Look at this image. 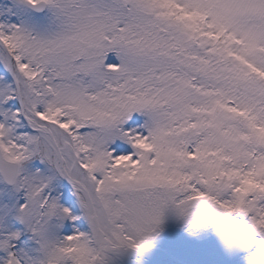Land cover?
<instances>
[{"label":"snow or ice","instance_id":"obj_1","mask_svg":"<svg viewBox=\"0 0 264 264\" xmlns=\"http://www.w3.org/2000/svg\"><path fill=\"white\" fill-rule=\"evenodd\" d=\"M18 6L51 26L0 22V264H110L166 212L264 264V0Z\"/></svg>","mask_w":264,"mask_h":264},{"label":"rangeland","instance_id":"obj_2","mask_svg":"<svg viewBox=\"0 0 264 264\" xmlns=\"http://www.w3.org/2000/svg\"><path fill=\"white\" fill-rule=\"evenodd\" d=\"M0 22L23 24L36 30L51 26L49 14L46 11L37 13L24 10L18 6V0H0ZM124 147L131 150L128 145ZM64 185L66 189L65 182ZM76 212L79 214L78 206ZM75 227L81 231L88 230V225L83 218L76 223ZM168 228L176 231L177 238L170 243L157 241L156 236ZM159 233L150 242V247L144 251L154 254L164 264H245L244 252L228 251L211 227L189 230L182 220L170 212L165 213ZM110 264H126V262L122 258L112 256Z\"/></svg>","mask_w":264,"mask_h":264},{"label":"water","instance_id":"obj_3","mask_svg":"<svg viewBox=\"0 0 264 264\" xmlns=\"http://www.w3.org/2000/svg\"><path fill=\"white\" fill-rule=\"evenodd\" d=\"M176 238H177V233L173 229H170V228L161 231L156 237L157 241L162 242V243H166V242L170 243V242L174 241ZM119 253H122L123 255H125V257H127L128 260L133 261L134 263L137 264V262L133 258V256L134 255L138 256L139 254H137V253H142V252H135L133 250H122ZM145 253H147V252H145ZM151 258H154V256L151 255ZM153 263H154V261H153Z\"/></svg>","mask_w":264,"mask_h":264},{"label":"bare ground","instance_id":"obj_4","mask_svg":"<svg viewBox=\"0 0 264 264\" xmlns=\"http://www.w3.org/2000/svg\"><path fill=\"white\" fill-rule=\"evenodd\" d=\"M138 254H139L138 258L136 257V261L138 260L137 264H161L159 263V261H154L153 259H151L148 253H143V254L138 253ZM113 256L118 257V258L125 257V255H123L122 253H117V254H114Z\"/></svg>","mask_w":264,"mask_h":264}]
</instances>
